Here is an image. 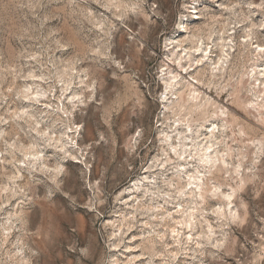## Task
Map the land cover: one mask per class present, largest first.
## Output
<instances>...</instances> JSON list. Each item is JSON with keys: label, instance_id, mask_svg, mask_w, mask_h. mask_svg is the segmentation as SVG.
<instances>
[{"label": "rangeland", "instance_id": "rangeland-1", "mask_svg": "<svg viewBox=\"0 0 264 264\" xmlns=\"http://www.w3.org/2000/svg\"><path fill=\"white\" fill-rule=\"evenodd\" d=\"M196 40L222 58L218 77L178 66L173 51ZM257 46L264 0H0V264H18L19 250L23 264H112L128 214L135 225L118 243L136 242L143 264H264ZM189 80L200 82L194 103ZM222 109L227 121L214 116ZM212 124L219 161L199 169L204 199L192 198L179 192L186 170L173 152L206 143ZM137 181L140 192L171 194L178 221L194 211L193 230L153 247L142 235L153 217L133 207Z\"/></svg>", "mask_w": 264, "mask_h": 264}, {"label": "bare ground", "instance_id": "bare-ground-1", "mask_svg": "<svg viewBox=\"0 0 264 264\" xmlns=\"http://www.w3.org/2000/svg\"><path fill=\"white\" fill-rule=\"evenodd\" d=\"M192 13H196V12H192ZM221 39H223L224 41L227 42V40H225V37H222ZM233 41L234 40L231 39L229 44L225 43L222 46L223 55H226L227 58H228V56H230L229 50H233V44H232ZM246 43H248V42H246ZM190 45H191V47L186 46L187 48H185L182 45H179L180 48L177 51H173V54L177 53L178 66L182 69H186L187 73H189L190 71H193V69H194L193 67H194L195 63L197 62V64H199V67H205V69H209V72L211 73L212 77H214V78L218 77L220 72H221V69H222V65H221L222 58L221 57L217 58V60L215 61V59H214L215 56L213 54L214 53V51H213L214 46L204 47L203 42L200 44L199 40L192 41ZM256 50L260 53L261 52L264 53V48H260V46H257ZM183 60H185V63L187 62L189 64L188 69L186 68L187 66L184 65ZM260 74H263L262 70H261ZM177 77H178V75L174 74L170 78L171 83L173 81H175L177 79ZM257 80H258V78H257ZM196 83H200V82L198 80H197V82H194V81L192 82L189 80L186 83V87L189 90L188 101L191 103H194L195 101H197L200 98V95L202 94L201 92H199V89H197ZM255 83H253V90L255 91V93H258L260 95V93H262L263 90L261 89V86L259 84H257V89H256ZM202 84L207 86V84H205V83H202ZM249 85H251V84H249ZM258 85L260 87H258ZM206 94H205V97H208V96H206ZM224 114H225V111H223V109H222L221 111H217L214 116L217 120L227 121L228 119L225 118ZM214 124H212L213 125L212 129H208L210 139L206 143H204L205 142L204 139H202L199 142L198 141H195V142L191 141V147L190 148L187 147V144H184L183 145L184 150L181 153L178 152L177 149H175L173 152L175 154V156H177V159L179 161H183L181 165H184L185 170H186V171H184V173H185L184 175L182 174L183 173L182 168L177 170V174H178L177 176L180 178V180H182V179L185 180L184 189H181L179 192H182L185 195H189L192 198H195L198 196L200 199H204V194H205L204 186L206 185V183H205L204 178L199 175V173L201 172L199 169L200 168H207L208 166H210L211 169L216 168L217 162L219 161V154H218L219 152L216 150L217 142L214 139H217L218 132H220V127H219V125H214ZM190 130H192V129L190 128ZM202 135H199L198 138H201ZM214 153L216 155H213ZM170 155L172 157V153H170ZM171 160H172V158H169V161H171ZM196 161H199V165H198L197 169L194 170L196 166H194L193 164ZM138 185H139L138 181L134 183V186H136V189H137V191L134 193H138V195H142V197H139L138 195L135 197V199L133 200V203H134L133 207L134 208L136 207L137 210H139V209L147 210L148 213H150L149 216L153 217V221L149 220L148 222L145 223L146 226H150V230H148V231L144 230V232L142 234L145 236V238H148V240L153 244V247H154V245H157L158 243H163L165 246H168L169 244L166 242V240L168 238H172L173 242L175 243V242H177V239L182 236V234L183 235L186 234L185 232H182L183 230H186V229L193 230V227H194L193 219L195 218L194 217L195 216L194 211H190V212H187L186 210L182 211L183 219L178 221L176 216L171 212V209H170V205H171V203H173L171 200V194H167L166 197L161 198V196L159 194H156L155 192H152V193H150V191L140 192L141 188L139 187L140 188L139 189L137 187ZM139 192H140V194H139ZM145 197H146L145 201L148 202L150 200L151 203L144 202ZM232 197H233V194H225L224 195V198L228 201V204H230V205L232 204V201H231ZM135 202H137L136 205H135ZM162 202L164 203V205L160 204ZM192 203H194V202H192ZM128 215L124 216L117 225L115 222L112 223L113 226L116 225V227H117V230H114L115 231L114 235L116 236V243L114 244V248H115L114 249V257H113L114 260L112 261L113 262L112 264H143V261L145 260V258L143 257L142 254H137L138 246H134V243H136V242H134L133 244H132V242H130L129 244H125L122 248H121V243H118L124 239L126 232L131 229L132 224L135 225L134 220L137 219L136 214H133L132 216H128ZM162 221L168 226L170 225V223L175 224V226H169V230L164 232V233L162 231H158V230L154 229L153 224L155 222L160 224V222H162ZM11 223H12V225H10V229H8V230H10V232L7 234L12 235V239H13V237L16 236L15 232H13V230L15 228V224H14V221H12ZM125 228H127V230H125ZM5 230H7V229L5 228ZM116 231L119 233L117 234ZM26 232H28V230ZM41 234L42 233L40 231H38V235H41ZM10 235L8 237H10ZM133 238H135V237L133 236ZM123 248H125V250H122ZM153 257L151 256V260H149L148 264H157L156 262H154L155 259ZM10 258L17 260L18 264H23L26 256L24 258L22 256V254H20V250H19V252H16L12 256H10Z\"/></svg>", "mask_w": 264, "mask_h": 264}]
</instances>
